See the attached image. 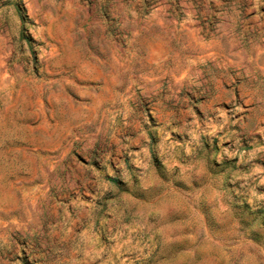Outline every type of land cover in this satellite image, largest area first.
Instances as JSON below:
<instances>
[{
	"label": "rangeland",
	"instance_id": "1",
	"mask_svg": "<svg viewBox=\"0 0 264 264\" xmlns=\"http://www.w3.org/2000/svg\"><path fill=\"white\" fill-rule=\"evenodd\" d=\"M160 1L0 0V264H264V92L151 61Z\"/></svg>",
	"mask_w": 264,
	"mask_h": 264
},
{
	"label": "crops",
	"instance_id": "2",
	"mask_svg": "<svg viewBox=\"0 0 264 264\" xmlns=\"http://www.w3.org/2000/svg\"><path fill=\"white\" fill-rule=\"evenodd\" d=\"M172 2L178 3V11ZM248 5L243 13L249 14L248 19H240L238 0H161L140 19L139 9L125 4L120 12L124 18L133 13L134 22H142L148 42L157 48V58L151 61L162 60L171 51L173 61L183 60L189 70L195 69L191 74L196 77L207 61L223 69V74L237 69L236 74L247 76L250 91L257 94L264 92V0H250ZM211 16L216 19L215 29L207 35ZM245 61V68L239 70ZM222 88L233 93L231 84Z\"/></svg>",
	"mask_w": 264,
	"mask_h": 264
},
{
	"label": "trees",
	"instance_id": "3",
	"mask_svg": "<svg viewBox=\"0 0 264 264\" xmlns=\"http://www.w3.org/2000/svg\"><path fill=\"white\" fill-rule=\"evenodd\" d=\"M22 19H25V16H22Z\"/></svg>",
	"mask_w": 264,
	"mask_h": 264
}]
</instances>
